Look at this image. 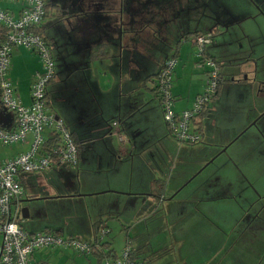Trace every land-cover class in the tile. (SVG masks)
<instances>
[{"label":"crops","instance_id":"0c3cea01","mask_svg":"<svg viewBox=\"0 0 264 264\" xmlns=\"http://www.w3.org/2000/svg\"><path fill=\"white\" fill-rule=\"evenodd\" d=\"M2 1L5 0H0ZM112 1H115V5L111 6L113 11L110 10L107 19L100 16L97 26L92 27L95 33H91V36L84 35V30L75 29L77 35H82L84 42L88 37L94 39L88 44L89 47L77 45L75 66H71L72 60H65L61 71L56 72V76L47 86L49 108L62 119L77 144L78 163L76 166L53 164L43 171L19 173L18 180L24 188V195L18 204L22 205L23 202L34 199L46 200L44 202L49 205L69 204V213L75 215L73 230L82 235L91 231L94 235L95 232L96 248L103 251H107V248L102 247L101 243H109L104 237L113 229L111 224H123L127 235H130V226L143 222L144 230L147 231L152 224L162 220L169 232L163 241V253L159 250L160 254L155 253L152 256L132 248L133 258L146 260L149 264H264V223L258 217L251 218V215H246L249 203L246 201V184L240 178L241 172L236 171V166L230 165L227 160L217 157L218 155L212 160L216 163L209 161L202 166L214 152L207 149L203 157L202 153L193 155L195 148L204 145L181 143L169 134L155 83L152 87L148 85V80L156 77L154 74L158 73L162 63L172 55L176 43L166 52V58L152 51L146 53L139 43L131 46L126 27L123 25V28H118L121 23L118 20L119 14L122 15V20H127L123 11L118 12L124 2ZM175 1L170 12L174 15L176 30L214 32V38L206 46L205 53L218 62L220 72L224 73L221 57L224 61L228 59V63L237 65L234 70L229 65L231 69L227 70V75L245 72L239 63L247 61L251 64L253 61L256 64L262 61L260 58L264 59V0ZM17 4V8H4L2 4L0 7L16 16L20 11V4ZM41 27L45 28L43 21ZM179 41L181 42L175 67L179 66L180 59L187 64L191 62L189 52L183 53L186 39L179 38ZM100 46L108 47L110 56L98 58L99 60L91 59L92 52ZM231 46L247 48L244 51L249 48L251 50L248 54L243 52L240 55L226 48L220 49ZM253 47L263 49L258 60L251 55ZM25 50L29 53L32 51L23 46L12 48L9 69L12 67L17 75H21L18 67L22 66L30 73L27 98L17 93L20 82L17 81L14 85L12 81L21 103L27 105L30 102V85L36 73L41 71L42 65L31 68L34 55H24L29 54ZM235 58L241 62H235ZM95 62L106 63L104 71L98 68L100 72L96 74ZM261 64L264 65V60ZM136 69L144 71L140 75H130ZM126 71L128 75H125ZM179 72L181 71H176L175 78L179 77ZM198 74L202 77L199 78L202 83L193 92L186 94L185 101L173 102L176 112L189 108L195 96L204 91L206 79L201 73ZM261 75H264V71ZM19 78L20 76L18 80ZM235 85L243 86H230ZM53 86L54 99L51 96ZM224 86L225 93L230 86ZM258 86V90H247L250 103L253 98L259 101L256 110L247 111L246 106L241 105L244 112L234 131H226L224 135L218 132L219 140L215 138L216 129L219 128L217 122L212 120L213 124L208 126L205 123L212 103L210 107L206 104L203 111L193 119L195 131L201 135L200 141L207 135L209 146L213 145V151H217L255 115L262 112L264 82H260ZM223 88L220 86L217 95L210 101L222 95ZM173 90L175 95L181 94L178 87L176 89L174 86ZM240 100L233 97V101L244 103ZM114 121L117 124L114 125ZM0 124L5 128H12L14 115L11 120L3 111L0 114ZM247 128L243 131L250 134L245 141L249 142L247 149L250 153L260 154L264 165V137L255 126L249 125ZM262 130L264 134V123ZM30 139L29 135L25 142L8 145L13 148L10 152L0 148V161L26 151ZM229 158L233 159L235 165L240 166L234 153L229 154ZM121 205L123 208L126 205L135 208L132 221L128 215L124 216L125 222L113 219L123 210L117 212L113 209ZM24 213L28 215V211ZM257 214L258 212L256 216ZM86 215L88 216L85 217ZM29 223L33 228L36 227L33 221ZM54 227L52 231H41L62 235V231L67 230V225L64 226L61 222H55ZM23 228L26 229L24 226ZM101 228L105 232L99 235ZM27 231L32 232L31 229ZM115 254L119 255L116 252ZM166 254H170V257L165 259ZM89 255L93 259L91 264L108 258L99 260L97 255Z\"/></svg>","mask_w":264,"mask_h":264},{"label":"built area","instance_id":"2783aa9c","mask_svg":"<svg viewBox=\"0 0 264 264\" xmlns=\"http://www.w3.org/2000/svg\"><path fill=\"white\" fill-rule=\"evenodd\" d=\"M20 4L18 15L0 7V108L14 115L12 128L0 125V144L8 146L25 142L31 136L29 147L12 158L0 161V264H45L30 263L31 256L38 248L62 247L89 255L91 245L73 238H63L49 231L29 232L23 228V217L18 204L24 195V188L18 180L19 173L43 171L53 164L76 166L78 148L69 129L50 108L47 86L53 79L54 59L51 46L41 33L35 31L46 17L44 0H5ZM213 32L200 33L191 37L198 60L206 72V85L189 108L176 112L170 93L171 75L177 58L170 56L156 75L155 90L159 96L162 116L170 135L181 143L200 141L195 131L194 117L200 113L215 95L220 70L216 61L205 55L206 46L211 42ZM23 46L37 53L41 71L36 73L30 86V102L21 103L7 73L12 48ZM113 124H117L114 121ZM105 229H99L102 235ZM96 264H149L132 256V247L127 245L121 255L108 257Z\"/></svg>","mask_w":264,"mask_h":264},{"label":"rangeland","instance_id":"374dc122","mask_svg":"<svg viewBox=\"0 0 264 264\" xmlns=\"http://www.w3.org/2000/svg\"><path fill=\"white\" fill-rule=\"evenodd\" d=\"M18 2L15 1H2L0 2V4H2V6L4 8L8 7V8H12V7H18ZM48 21H49V17H45L43 22L45 24V29L46 27H48ZM64 27L65 25L62 23V21H58L56 22L55 26H51L49 28H47L45 31V36L47 38L48 41H50L53 44V41H57L59 40L61 43L59 44V47H57V50H59L60 53H62V49L65 48L66 46V51L68 52L70 57L75 58V51H76V46L75 44H71V43H67V42H63L61 40V36H60V32H65L64 31ZM66 34V33H65ZM77 35V34H76ZM231 35V34H228ZM75 41V40H74ZM229 42V41H228ZM64 43V44H62ZM230 43V42H229ZM58 44V43H57ZM184 48H183V53L189 52L190 54V63L187 64L184 63V61H182V59H180V63L179 66L175 67L173 70V73L171 75V86H170V93L171 95H173V99L174 102L176 103L178 102H182L185 101V96L187 93L189 92H193L195 90V87L197 88L202 82L199 80V78L201 77L200 74L201 73L203 76V78L205 77L206 79V72H205V67H203V64L200 63V61L198 60V57L195 53V47L192 46L191 40L186 38V42H184ZM254 45H256V43H254ZM227 50H232L240 55L243 54V52H245V54H248L250 52V48L248 49V51H244L247 48H235V47H225ZM64 49V50H65ZM145 49H149L152 50L151 48H145ZM262 50L260 48H252V53L251 55H253V57L258 60L259 56L262 54ZM25 53H29V51L25 50ZM87 53V52H86ZM34 55L32 56V67H37L41 66V61L40 58L38 56L37 53L30 51L29 54H24V55ZM51 54L52 57L55 61H58V57L60 56L59 53H57L56 51H54L51 48ZM176 58H178V56H176ZM223 60H221L220 62L222 63V67L224 69V75L223 77L225 79L229 78L230 75H227L229 73H227V70H229V68L231 69V67L229 65H231V63L233 64V70L235 67H237V65H234L236 63L230 62L228 63V59L226 61H224V58L221 57ZM218 60L219 57H217ZM96 60V59H95ZM99 60V59H98ZM259 61L256 64L252 61L251 64L247 63V61H244L243 63H239L243 70L245 71V73L248 75V80L246 81V83L242 84L243 86H230L229 90L226 91L224 93V90L226 89V87L224 85L227 84V86L230 85V82H223V84H221V86H223V94L220 96H217V98H215V100L213 99L212 101L207 103V107H210L209 109V116L207 117V121H205V123L207 124V126L212 123V120H214V122H217V126L219 127L218 129H216V135L215 138L216 140H219V134L222 133V135L225 134L226 131H228L229 133L234 131V127H236L237 122L241 119L244 109L243 107H241V105H245L246 110L250 111V110H256L257 105L259 104L258 99L253 98L252 103H250V101L247 99L248 97V88H250L251 90L256 89L258 90L259 88V84L261 81H264V75H261V73L264 71V65H262L261 63L263 62L264 59L260 58ZM105 61V60H104ZM108 61H112V63L117 62L116 60H108ZM107 61V62H108ZM234 61L236 62L237 59H234ZM239 61V60H238ZM237 61V62H238ZM21 64V63H20ZM105 64H98V63H94V69H96L97 71L95 72L96 74H98L101 71H104L105 69ZM180 66L182 68H180ZM17 68V67H15ZM41 68V67H40ZM39 68V69H40ZM100 70H99V69ZM19 69V73L21 75H17L15 71L14 72V68H10L9 69V79L11 81L15 83L18 81V83L20 82V87H17V93L19 95L25 96V98H27V94H28V78H30V73H28L26 70L23 69L22 66L18 67ZM181 71L179 72V77L175 78L176 75V71ZM144 71V69H140V70H135L130 72V75H140L142 74ZM236 71V70H235ZM175 73V74H174ZM240 74L237 73L235 76L236 77H241L244 78V75L246 74ZM125 75H128V72H125ZM246 75V77H247ZM18 76H20L19 80H18ZM57 77H60V75H57ZM227 77V78H226ZM202 78V77H201ZM156 80V77H152V79L148 80V85H150L151 87L154 85ZM203 80V79H202ZM12 82V83H13ZM33 83V82H32ZM31 86V85H30ZM177 87L179 88V90L181 91L180 95H175L173 87ZM232 87H235V89H232ZM242 88V89H241ZM203 92V91H202ZM200 92V93H202ZM199 93V94H200ZM184 95V97H182ZM51 96L54 99L55 97V89L54 86L51 87ZM197 96V95H196ZM195 96V98H196ZM251 96H253V94L251 93ZM233 97H238L239 99H241L240 101H244V103L241 102H237V101H233ZM194 98V99H195ZM211 100V99H210ZM248 102V104H247ZM212 103V105H210ZM235 103H239V104H235ZM251 104V105H250ZM210 105V106H209ZM243 109V111L241 110ZM6 116H9L12 120L13 118V113L11 111H4ZM252 112V111H251ZM251 115V114H250ZM259 117V118H258ZM257 125L260 127L262 126V124L264 123V110L261 112H259L257 115H255L246 125L243 129H241L240 131H238L232 138H234L232 140V138L226 143V145H224L223 147H220L217 151H213L214 148L212 147L213 145L209 146L210 143L207 142V137L205 136L204 139L200 142H196V143H192L189 144L191 146L193 145H204L201 146L199 148H195L192 151L193 155H197L198 153H202V157L205 156L206 152L205 150L207 149H211L212 152H214V155H212V157H210L209 159H207V161H205V163L202 165H206L208 164L209 161L213 160L217 155V157H222V159L227 160V162H229V164H233V166H236V171L241 172V176L240 178H243L242 181L243 184L245 183V190L247 191V200L248 201V209L246 206V215H253L255 212L259 211L262 207V205H264V165L262 164V161L260 159V154H258L257 152H249L248 148V141L245 142L247 140V138H249V133H243V130L249 126L253 120L257 119ZM208 120L210 122H208ZM213 124V123H212ZM216 124V123H215ZM249 124V125H248ZM214 126V125H212ZM218 132H220L219 134H217ZM209 135V133H208ZM237 135V136H236ZM232 141V143H231ZM230 142V143H229ZM213 144V143H211ZM15 145V144H13ZM228 145V146H227ZM11 146V145H10ZM10 146H1L0 144V148H3V150H5V152H10L12 151L13 148H11ZM227 146V148L225 150H223V148ZM10 147V148H9ZM223 150V152H222ZM234 153L235 156L237 157V160L239 161V165H235L233 159L229 158V154ZM216 157V158H217ZM219 161V160H218ZM214 162V161H213ZM211 161V163H213ZM210 163V164H211ZM216 163V162H214ZM209 164V165H210ZM207 169V168H206ZM241 170H243L245 172V174H242L244 172H242ZM236 173V172H234ZM237 179H239V177H237ZM240 180V179H239ZM246 195V193H244ZM23 199H26V197H23ZM44 201L46 200H38V199H34V200H28L22 203V205H20L21 208V216H22V209L25 208L28 211V216L26 218H24V222L27 221L26 223H23V226L26 227V230L31 229L32 232H36V231H41V230H54V223L55 222H61L64 226L67 225V230H63L62 231V237L63 238H73V239H77L79 241H82L84 243H94L95 240V232L94 235L92 233V231L88 234H79L76 233L75 230H73V222L75 221V219H73L75 217V215L69 213V204L67 203H59V205H49V203H45ZM67 204V205H66ZM123 209V210H122ZM113 210L119 212L121 211V213L116 214L117 217L113 218L114 220H120L122 222V220L125 222V215H128V217L130 218V221L133 220V213L135 211V208H133L131 205H126L124 208L123 206H119V208H114ZM88 215H86L85 217H87ZM30 221H33L35 223V228H33L30 225ZM94 222V221H93ZM96 222V221H95ZM244 223V222H243ZM151 224V222H150ZM111 227H113V229L110 230V232L104 237L105 240L109 241L110 243V247L119 255H121L122 250L129 245L132 248H135L141 252H143L144 254H148V255H152L155 256L154 254H160L163 253V249H162V245H163V241L167 238L168 236V229L167 227L164 225V223L162 222H157L155 224H152L149 229L146 231L144 230L143 227V222L136 224L135 226H130L129 231H130V235H127L125 226L123 224H119L118 222L115 224H111ZM70 230V231H69ZM132 238H130V237ZM99 237V235L97 236ZM161 248V249H160ZM160 250V253L158 252ZM151 251V252H150ZM167 252V250H166ZM168 253V252H167ZM170 257V254H166L164 255V258L166 259V257ZM92 255H86L83 253H80L76 250L70 249V248H60V247H43V248H38L34 251L33 257L31 256L30 259V263H34V262H42L45 264H91L92 263Z\"/></svg>","mask_w":264,"mask_h":264},{"label":"flooded vegetation","instance_id":"af4514ba","mask_svg":"<svg viewBox=\"0 0 264 264\" xmlns=\"http://www.w3.org/2000/svg\"><path fill=\"white\" fill-rule=\"evenodd\" d=\"M44 2L47 11L46 17H49V23L46 29L51 26H55L56 22L62 21V23L65 25V32H60L61 40L63 39L64 41H62L64 43L67 42L68 44H75V46L80 44V46L84 47H87L94 38L91 39L88 37L87 41L84 42L82 35H76V30H84V35L87 34L91 36V33H95V30L92 27L97 26L100 16H103L107 19V15L110 13V10L113 11L114 9L111 6L113 4L115 5V1L113 2L112 0H44ZM123 2L124 5L121 4L120 10H118V12L122 13L123 11L125 16L127 15V20H122V15L119 14L120 18L118 17V20H121V23H117L119 25L118 28H123V25L126 27L131 46L139 43L141 47H144V49L148 47L152 49H145L146 53L152 51L157 54L159 53L164 56V58H166V52L169 50V48H171L173 43H177L179 38L180 40L184 37L191 39L189 33H194L189 31L181 32L174 28V15L170 11L174 8V3L176 2L175 0H123ZM186 8L189 7L186 6ZM43 29L46 30L45 28ZM44 33H46V31H44ZM214 35L215 34L213 32L211 42L214 38ZM99 39H101L100 36ZM99 39H96V41ZM60 43L61 42L59 40L53 41V44L49 41L51 48L60 54L57 59L58 61L54 60L55 74L56 72L61 71L64 61L67 59L72 60L71 66H75V58L69 56L65 49L66 46L64 48L65 50L62 49V53L57 50V47H59ZM220 49H225V47H220ZM131 54L133 55V49ZM244 73L245 72H242L240 74ZM55 74L54 76H56ZM222 74L226 75L224 73ZM246 75H244V78L233 75L231 78L233 81L230 83L238 85L244 84L249 79L248 75L247 77ZM232 89H235V87H232ZM258 118L255 119V124L251 123L250 126H255L258 132L264 137L262 126L259 127L257 125ZM262 207L264 208V205ZM261 210L262 209L257 211V216V212H255L251 218L258 217L261 222L264 223V209L262 211Z\"/></svg>","mask_w":264,"mask_h":264},{"label":"trees","instance_id":"16d2710c","mask_svg":"<svg viewBox=\"0 0 264 264\" xmlns=\"http://www.w3.org/2000/svg\"><path fill=\"white\" fill-rule=\"evenodd\" d=\"M3 31V28L2 27H0V34H1V32ZM35 31H37L38 33H41L42 35H43V28L41 27V25L39 26V27H37L36 29H35ZM198 34H200L199 32H194V33H189V36H195V35H198ZM44 38L46 39V41L49 43V41L47 40V38L44 36ZM187 37H184L183 39H186ZM181 41H178L176 44H175V47H174V52L172 53V55L171 56H173V57H176L177 56V53H178V48H179V43H180ZM110 50H109V48L108 47H106V46H100L96 51H94L92 54H91V56H90V58L91 59H93V60H95V59H98V58H102V57H107V56H110V52H109ZM205 55L206 56H208L206 53H205ZM209 57H211V56H209ZM212 58V57H211ZM164 63V62H163ZM163 63H162V66H163ZM216 63L218 64V62L216 61ZM162 66H161V68H162ZM160 71V70H159ZM159 71H158V73H159ZM158 73H156V74H154V75H157ZM224 75L222 74V72H220V75H219V84H218V88L221 86V84L223 83V82H225V81H228V82H231V81H233V80H231V78H232V76L233 75H230V77H229V79H225L224 77H223ZM218 88H217V91H216V93H215V95H217V92H218ZM0 110H1V108H0ZM203 111V110H202ZM201 111V112H202ZM200 112V113H201ZM200 113H198V114H200ZM1 126H2V124H0ZM169 132V131H168ZM170 134V133H169ZM96 242L97 241H95L94 243H91L90 245H91V248H92V252L91 253H93V254H95V255H97V257H98V259L99 260H101V259H103V258H105V257H116L115 255V251L112 249V248H110V243H108V242H103V243H101V246L102 247H104V248H107V251H103V249H99L98 247L96 248ZM97 251V252H96ZM132 255H133V250H132Z\"/></svg>","mask_w":264,"mask_h":264},{"label":"water","instance_id":"95a60500","mask_svg":"<svg viewBox=\"0 0 264 264\" xmlns=\"http://www.w3.org/2000/svg\"><path fill=\"white\" fill-rule=\"evenodd\" d=\"M231 66H233V64H231ZM1 113H2V112L0 111V114H1ZM252 124H255V120L252 122ZM246 128H247V127H246ZM246 128H245V129H246ZM245 129H244V130H245ZM244 130H243V131H244ZM224 149H225V147L223 148V150H224ZM211 161H212V160H211ZM24 211L27 212V209H22V217H23V218H26L28 215H27V213H24Z\"/></svg>","mask_w":264,"mask_h":264}]
</instances>
